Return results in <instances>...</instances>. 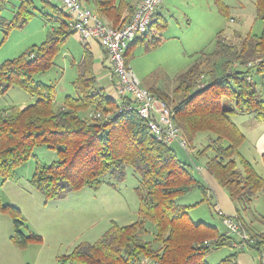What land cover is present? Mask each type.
<instances>
[{
  "label": "trees",
  "instance_id": "16d2710c",
  "mask_svg": "<svg viewBox=\"0 0 264 264\" xmlns=\"http://www.w3.org/2000/svg\"><path fill=\"white\" fill-rule=\"evenodd\" d=\"M42 1L40 9H48L42 10L43 19L54 22L47 38L0 63V94L18 87L36 97L24 107L0 109L1 183L15 178L16 169L42 146L55 150L58 158L51 163L37 162L30 182L47 200L65 198L85 187L99 189L105 175L119 173L123 178L128 165L141 175L136 187L139 219L128 225L113 221L97 241H83L70 253L58 256V264H210L207 255L224 246L234 251L217 264H240L239 255L246 250L257 252L259 264H264V230L248 227L244 220V212L264 190V176L240 151L247 136L233 119L237 113H254L264 121V97L254 79L258 74L264 83V0H255L256 16L263 25L260 34L250 31L244 35L235 30L238 39L232 40L222 30L215 49L200 52L180 75L172 94L149 88L172 106L190 153L189 147L200 133L215 135V148L208 144L196 156L215 149L205 168L236 203V215L250 236L245 247L234 246L237 238L227 230L193 221V205L178 199L200 190L203 200L209 201L207 184L195 175L193 164L155 136L130 95L113 98L99 85L89 43L84 44L83 57L75 65L77 96L66 95L63 103L56 105L55 83L40 81L35 75L56 65V56L76 32L63 7L52 0ZM214 2L221 13L230 16V6L224 0ZM34 3L21 0L10 20L0 15V28L6 36L36 16ZM96 10L112 26L121 27L132 19L136 8L126 0H96ZM152 26L164 29L167 19L156 18ZM148 34L129 45L126 61L136 44L148 40ZM148 42V47H156L162 38L153 36ZM262 160L264 163V153ZM0 212L13 219V244L25 248L42 241V236L27 227L21 208L5 202L1 193ZM148 222L155 231L148 229ZM145 259L148 263H143Z\"/></svg>",
  "mask_w": 264,
  "mask_h": 264
},
{
  "label": "rangeland",
  "instance_id": "374dc122",
  "mask_svg": "<svg viewBox=\"0 0 264 264\" xmlns=\"http://www.w3.org/2000/svg\"><path fill=\"white\" fill-rule=\"evenodd\" d=\"M20 1L0 0V15L10 20ZM224 1L230 6V16L221 13L214 0L163 1L164 6L161 12L168 19V25L162 33L169 39L156 47H148V38L146 42L136 44L127 58L129 65L144 86L158 87L172 94L180 75L196 61L200 52L203 49L206 52H212L215 49L218 32L223 30L224 36L232 40L238 39L235 30L241 31L244 35L250 31L254 34L261 33L263 25L261 19L256 16L255 0ZM34 2L37 7L34 9L36 16L23 28L13 29L7 36L0 28V63L20 55L32 45L39 44L47 38L54 22L43 19L42 10L45 8L40 9L43 1L34 0ZM52 3L62 7L59 0H54ZM231 16L234 17V21H231ZM152 30H155V27ZM67 51L71 52V55H64ZM82 53L83 41L77 34H72L64 43L61 53L56 56L57 64L48 71L35 75L40 81L57 84L56 105H59L67 94L75 95L73 80L77 76V71L71 66V59L75 58L79 61ZM260 78L258 74L254 75L264 97V83ZM10 94L9 92L0 94V99L8 101ZM19 94L22 96V93ZM233 119L247 136L240 151L264 176L262 160L264 121L257 118L254 113H237ZM214 138L213 133H200L193 146L189 147L193 153L181 148L178 142L172 146L181 159L193 164L190 157L204 167L203 164L216 153L213 149L217 144ZM208 144L214 147L197 157L196 152ZM34 153L32 158L16 169L18 179L8 181L4 185L0 180V192L10 204L22 209L29 230L39 234L43 239L25 248L11 243V240L8 241L14 246L13 248L17 247V253L0 248V264H58V256L70 253L83 241H97L109 229L113 221L120 225H128L139 219V197L136 187L140 183L141 175L132 166H126L123 178H120L119 173L105 175L99 189L85 187L70 193L65 198L47 200L31 184L30 179L37 162L51 163L58 158V154L47 146L35 148ZM196 175L199 176L197 172ZM215 189L217 196L214 197L211 194L213 198L209 201L203 200V193L200 190L182 196L178 201L193 205L190 216L194 222H205L225 230L215 204L219 203V207L225 210V213L237 212V205L223 187H215ZM2 214L0 215V245L4 238L3 230L6 226L12 229L13 224L11 216ZM263 217L264 190L259 193L252 206L244 212V220L248 227L263 231ZM242 223L244 224L243 221ZM147 227L150 231H155L153 223L148 222ZM28 228H25L26 233L30 232ZM247 234L249 237L247 240H249L248 231ZM230 249L229 246H224L214 250L207 255L206 260L210 264H217L231 253ZM252 252L259 264L257 252Z\"/></svg>",
  "mask_w": 264,
  "mask_h": 264
},
{
  "label": "built area",
  "instance_id": "2783aa9c",
  "mask_svg": "<svg viewBox=\"0 0 264 264\" xmlns=\"http://www.w3.org/2000/svg\"><path fill=\"white\" fill-rule=\"evenodd\" d=\"M71 16V26L81 40L96 41L106 50L119 96L130 95L141 116L149 122L155 136L168 144L178 142L188 148L175 113L165 100L143 85L140 78L125 59L129 45L137 38L150 33L152 22L164 0H141L132 19L121 27L112 26L97 12L86 7L82 0H59ZM229 234L237 238L236 247H245L248 234L236 214L227 215L219 211ZM143 263H148L145 259Z\"/></svg>",
  "mask_w": 264,
  "mask_h": 264
},
{
  "label": "crops",
  "instance_id": "0c3cea01",
  "mask_svg": "<svg viewBox=\"0 0 264 264\" xmlns=\"http://www.w3.org/2000/svg\"><path fill=\"white\" fill-rule=\"evenodd\" d=\"M54 1V0H52ZM127 2H129L134 8H137V6L139 5V3L141 2V0H126ZM82 3L94 10L95 12H97L96 10V0H82ZM164 6V2L163 4L161 5V7L159 8L158 12H157V15H156V18H166V16L164 14H162V8ZM46 10H48L47 8H45ZM102 18H104L106 21H108V19L105 17V16H102L100 15ZM155 18V19H156ZM167 19V18H166ZM109 22V21H108ZM54 25V23H53ZM52 25V26H53ZM167 25H168V19H167ZM155 27V30H152V28ZM151 28V31L150 33L148 34V38L151 39L153 36H156V37H161L162 38V42L161 44L164 43L165 40L169 39V37L165 36L162 31L165 29H161V30H158L156 26H152ZM81 40V39H80ZM85 43H89L90 44V47L93 51V54H94V57H95V65H94V69H95V74L98 78V82H99V85L101 87H103L105 89V91L107 92V94L113 98H118L119 95L117 94V91L115 89V85H116V78L115 76H113L112 74V68H111V65H110V62L108 60V56H107V52L106 50L101 46V44L99 42H96V41H90V42H84L83 41V48H84V44ZM160 44V45H161ZM64 55L68 56V55H71V52L67 51ZM83 57V53L81 55V59ZM81 59L79 61H76L75 58H72L71 59V66L75 67L76 69V64L78 62L81 61ZM57 64V62H56ZM77 71V69H76ZM76 78V77H75ZM74 81V80H73ZM56 85V88H57V84ZM150 89L152 88H158V87H149V86H146ZM76 91V90H75ZM11 93L10 94V99L7 101H2L0 99V109H3V108H7V107H12V106H16V107H24L28 104H31L33 103L35 100H36V97L28 94L27 92H25L24 90L18 88V87H11L7 93ZM19 93H22V96L19 94ZM67 95H72V94H67ZM73 96H77V93L75 92V95ZM131 97V96H129ZM65 98V97H64ZM132 98V97H131ZM64 99L62 100V102H60V105L63 103ZM84 115L86 113H83ZM175 143V142H174ZM173 143V144H174ZM179 144V143H178ZM177 144V145H178ZM172 145V144H171ZM179 146L181 148H184L182 147L180 144ZM185 149V148H184ZM190 161L194 164V173L196 175V172L199 174L196 175L199 179H201L204 183L207 184L208 186V197L210 199H212L213 197L211 196V194L215 196H217V191L215 189V187H220V184L217 182V180L207 171L205 167V164L204 167L203 166H200L199 164H197L195 161L192 160V158H190ZM196 170V171H195ZM18 173H17V176L15 178H12V179H8L6 182L8 181H11V180H15V179H18ZM5 182V183H6ZM3 183V185L5 184ZM222 187V186H221ZM1 193V192H0ZM203 193V192H202ZM1 195L3 196V194L1 193ZM205 197V195L203 194V198ZM3 199L5 202L9 203L5 197L3 196ZM183 204H188V203H183ZM17 206V205H16ZM216 206V209H217V214L219 215V211H222L225 213V210H223L222 208L219 207V203H217V205L215 204ZM19 207V206H18ZM22 210V209H21ZM1 213V212H0ZM226 213H229V214H235L236 211H227ZM225 213V214H226ZM0 215H3L2 213ZM220 216V215H219ZM221 217V216H220ZM222 218V217H221ZM13 230H14V227H13V224H12V229H9L8 226L5 227V229L3 230V236L4 238H2V242H1V245H0V248H4V249H7L9 252L13 251L15 253H17V250L16 248H13L14 246L12 244H9L8 241L11 240V236L13 234ZM225 230H226V227H225ZM5 238H8V240H5ZM12 243V241H11ZM235 246V245H234ZM231 249V252L234 251V248L229 246ZM259 259V257H258ZM239 262L240 264H258L257 263V260L255 258V255L252 251H244L242 252L240 255H239Z\"/></svg>",
  "mask_w": 264,
  "mask_h": 264
}]
</instances>
